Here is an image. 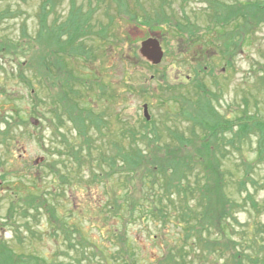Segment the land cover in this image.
<instances>
[{
    "label": "rangeland",
    "instance_id": "374dc122",
    "mask_svg": "<svg viewBox=\"0 0 264 264\" xmlns=\"http://www.w3.org/2000/svg\"><path fill=\"white\" fill-rule=\"evenodd\" d=\"M45 1L0 0V130L8 128L9 142V150L0 144L4 162L0 165V240L11 244L21 260L9 264H173L166 262V256L169 251L178 255L181 248L185 264H212V256H207L209 253L200 243L189 239L183 244L184 228L192 227L193 232H199L203 241H207L214 232L222 230L225 222H231L228 232L233 241L240 238L242 230L251 232L249 236H257V230H263L259 235L264 239V162L260 149L264 128L257 130L253 126L252 135L244 136L240 147L236 145L241 150L219 151L228 184L225 192L229 200L224 203L232 202L220 226L202 227L201 218L182 223L179 210L168 205L164 209L167 221L162 223L150 214V198L143 193L151 188V182H142L141 171L129 174L119 168L118 172L110 173L106 164L98 160L93 162L99 167L89 164L76 167L73 157L80 151L66 142L67 139L79 142L72 123L68 121L60 129L61 134L52 130L49 120L50 96L60 98L63 86L59 84L67 75L63 72L58 75L56 68L51 67L57 77L56 86H52L46 72L49 56L55 50V56L66 61L67 67H73L75 75L87 79L99 75L110 91L113 88L112 97H104L98 104L88 96L79 100L85 110L96 107L104 111L102 140L97 139L98 133L94 134V147L102 146L103 141L107 145L123 142L125 147L132 144L134 148L150 151L160 145L169 147L176 156L189 157L194 148L179 145L175 135L193 133L200 139L203 131L199 126L190 132V123L174 115L180 111L179 102L195 97L198 80L212 92L208 97L215 111L206 108L205 114L233 123L234 130L244 117L251 124L264 123V14L258 5L249 10L245 6L248 0H227L245 8L248 17L247 23L241 20L226 27L235 31L236 41V46H231L229 37L230 49H226L223 38L217 37L219 27L215 33L206 32L203 10L208 11L206 7L212 0H124L122 8L120 0H54L47 7ZM252 1L264 4V0ZM77 8L79 15L84 16L81 19L90 16L91 28L84 36L94 37V44L101 40L97 36L101 24L106 31L110 28L117 39L112 36V44L100 42L99 49L93 46L91 51L80 52L81 56L70 54L67 48L51 49L52 43L42 39L51 28L59 31L61 27L64 36L70 12ZM41 10L47 16L45 26L40 25ZM135 11L141 15L133 17ZM145 16L150 23L141 20ZM189 21L191 31L180 29ZM236 25L238 29L234 28ZM41 27L45 30L39 34ZM146 38H154L161 48L162 57L156 64L139 52ZM90 41L86 40L84 49L90 48ZM231 49L234 52L230 55ZM31 63L33 71H24L30 76L25 79L19 72ZM145 105L148 118L144 114ZM125 129L135 130L134 139L126 138ZM225 136L230 137V133ZM223 143L226 142L219 143L221 148ZM81 153L87 150L82 149ZM103 169L109 175L103 172L91 177L92 171ZM197 172L195 166L190 171L193 176ZM128 192L133 206L112 208L114 193L125 196ZM31 195L38 196L34 198L39 203L34 202L24 212ZM37 204L40 206L35 209ZM116 211L128 218L120 221ZM57 218L60 222L51 220ZM79 233L86 238L82 254L75 246ZM70 237L73 245L67 250ZM212 239L216 238H210V243H214ZM236 251L247 256L264 254L254 245L243 248L237 245L229 253ZM198 253L207 258L197 259ZM214 258L223 262V258ZM230 258L224 263L232 264Z\"/></svg>",
    "mask_w": 264,
    "mask_h": 264
},
{
    "label": "trees",
    "instance_id": "16d2710c",
    "mask_svg": "<svg viewBox=\"0 0 264 264\" xmlns=\"http://www.w3.org/2000/svg\"><path fill=\"white\" fill-rule=\"evenodd\" d=\"M53 1L54 0H46L45 6H49ZM124 2V0H120L121 8L122 3ZM233 2H228L227 0H212L206 7L208 11L204 9L203 11L205 15L202 14L207 21V33H215L216 27L221 29V32L217 34V37L223 38L222 43L226 49H230L228 47V41H230L231 46H236V41L233 37V32L235 31L232 32V29L226 30V27L229 25L233 26L237 21H246L248 17V15L246 16L245 14L247 13V10L241 7V5L237 7V3H235V1ZM129 4L130 2L127 5L129 6ZM245 6L248 7L249 10L257 6L264 14V4L259 5L257 1L248 0L245 3ZM43 12L44 11L41 10V13L38 15L41 26H45L47 21V16L46 14L44 15ZM133 14V17L141 15L136 11L133 12ZM80 17L84 16L79 15V9H73L70 12L69 23L67 25L66 33H64L65 35L62 36L63 33H60L61 27L59 28V31L51 28L42 41L45 40L46 42H51V49L63 50L64 48H67L70 54H79V56H81V53H86V51H91L94 48L99 49L100 42L112 44L111 42L115 34L111 32L110 28L106 31L102 24L100 33L97 35L100 36V42H95L94 44V37L84 36L86 30L91 28V24L89 22L90 16L85 20ZM141 20L143 22L146 21L147 23H150L148 22L149 20L146 16ZM190 27L191 21L184 26H181L180 29L186 28L188 31H191ZM234 28L238 29V25ZM42 29L45 30V28L41 27L39 34L42 32ZM229 37L230 39L227 41ZM114 38L117 39V36ZM87 39L92 40L89 42L90 48L84 49V44ZM93 46L95 47L93 48ZM55 52L56 51L54 50L51 53V56H49L50 62L48 63L50 64H47L48 67H46V72L52 79V86H56L57 77L52 73L51 67L56 68L58 75L60 72L66 74L67 79L59 84V86H63L60 90V98L56 100L54 98V94L50 96L49 104L51 110L49 113L52 117L49 120L51 125H53L52 130L58 131L61 134H63V132L60 129L65 128L68 121L72 123L71 127L75 129V135L78 137L79 142L76 139L77 144L73 143L69 139H67L66 142L74 148L73 150L80 152L82 149L83 151L87 150V153L79 154L80 152H78L76 157L74 155L73 158H75L76 167L80 168L86 164L91 166L96 165L99 167L98 163L93 162L94 160H98L102 164H106V167L110 169V173L116 170L118 172L119 168L129 174L141 171L142 182L145 180L151 182V188H148V190L146 189V193L143 194L150 198L151 206H149V210L150 214L154 218L158 217L159 219L157 220L165 223L167 221L166 216H168V214L164 212V209L168 206H172L174 209L179 210L178 214H181L179 219L182 220V223H190L201 218L202 227H206L207 224L220 226V223L222 222L221 219L225 218L226 214L228 215V210L232 206V202L224 203V200H229L225 192L228 184L226 182L225 172L222 170L223 161L221 160L219 151L223 150V152H225L228 150L227 153H229L234 150H241L236 148V145L239 147L241 146L239 142L244 139L246 135L251 134L254 129L253 126H255L257 130H261L264 128V123L251 124L250 121L244 117L238 120V124L236 125L238 128L234 130L233 123H229V121L224 122L223 120H218L215 117H210L205 114L206 108L212 109L213 112L215 111L214 107L212 108L208 97V95L212 92L203 84L202 80H198L196 83L195 97L187 98L183 103L179 102L180 111L178 110V113L174 115L175 118H183L184 121L190 123L188 128L190 129V132L195 129V127L199 126V128L203 131L200 139H197L193 133L186 135L185 132H182L181 135H175L177 139L176 141L179 145H190V147L194 148V152L191 156H176L174 155L175 152L167 146L163 148L160 147V145H156L154 150L150 151L148 148L146 150H141L138 146L134 148L132 144L130 147H125L123 142L119 144L120 142L118 141H116L113 145H107L103 141L101 144L102 146L94 147V134L98 133L97 139L102 140L100 132L102 131V123H104V111H99L96 107L95 109L91 107L85 110L79 105V100H83L86 96H88L92 102L94 101L98 104L104 97H112L111 91L114 92V90L111 88L110 91L109 86L104 85L103 81L100 80L99 75L94 74L95 79H87V76L84 75H75L73 72L74 68L67 67L66 61L63 62V59H61L60 56H55ZM233 52L234 51L232 50L229 54L231 55ZM32 67V63L28 64L27 69L21 68L19 74L25 79L30 78L29 75L24 74V71H33ZM262 71L264 72V68ZM262 76L263 74H261L259 78ZM39 79L42 82L44 79L43 75L39 76ZM28 81L31 82L30 79ZM7 130L8 128L0 130V144H2L3 147H6V150H9ZM226 132L230 133V137L225 136ZM123 133L126 135V138L130 137L131 140L134 139L136 135L135 130L133 129H125ZM221 141L226 142L223 143L224 145L226 144V147L224 145L223 148L219 146ZM260 144V149L263 153L261 159L264 162V134H261ZM221 155L223 156L224 153H221ZM247 163L248 161L246 164ZM0 165H4L2 154H0ZM194 166L198 169V172L193 176L190 171ZM103 172L105 175H109V171H105V169H103V171L98 172L92 171L91 177L95 178ZM177 172L179 173L177 174ZM146 181L145 183H147ZM148 193L150 195H148ZM170 194L173 198H171ZM163 196H166L167 199L163 198ZM34 197L38 196L31 195V199L25 203V207L23 209L24 212L31 207L34 202L39 203V201ZM111 201L112 208L114 209L126 206L131 208L134 204L129 192L125 196H116V193H114ZM190 201H193V204H191ZM40 204H37L34 208L37 209ZM117 216H119L120 221H125L128 218L121 212H117ZM51 217L52 215L50 218ZM51 220L60 222L58 218ZM55 221L52 222L55 223ZM217 222H219V224H217ZM61 224L64 223L61 222ZM230 224L231 222H225L221 230L222 232H214L211 236H209L207 241H203L199 232H193L192 227H188L187 229L184 228L182 242L183 244H186L188 240L191 239L193 243H200L201 248L209 253L207 256H212V264H226L228 263L227 259L229 256H231L230 261L232 260V264H264V254L260 256H247L243 253V251L233 252L232 255L229 253V250H232L233 247H236L237 245L242 246V248L245 245H247V247L254 245L259 250L264 251V239H262L259 235L263 232V230H257V236H249L251 232L242 230L244 232L240 238L233 241L230 238L231 233L228 232ZM215 234H217V237H213ZM210 238H216L211 240L214 241V243L209 242ZM84 239L86 240V238L79 233V240L75 243V246L79 249L81 254L83 252L82 249ZM69 240L70 243L67 246V250L71 249L73 245L71 237ZM18 241L20 240L18 239ZM225 241L230 242L231 245H227ZM179 251L181 253L178 255L176 252L174 253L173 251H169L166 256V262L170 263L171 261L173 264H185V254L182 255L184 253L182 252V248L179 249ZM207 256H199V253L196 255L197 259L200 260L207 258ZM214 256L223 258V262L219 263L218 258H214ZM19 257L20 255H16L13 251L11 244L5 240H0V264H9L13 262L21 263ZM100 259L101 258H99V261ZM215 259H217V261ZM191 261L193 262L192 259ZM99 263L100 262H98V264ZM65 264H70V262ZM107 264L110 263L108 262Z\"/></svg>",
    "mask_w": 264,
    "mask_h": 264
},
{
    "label": "water",
    "instance_id": "95a60500",
    "mask_svg": "<svg viewBox=\"0 0 264 264\" xmlns=\"http://www.w3.org/2000/svg\"><path fill=\"white\" fill-rule=\"evenodd\" d=\"M139 50L140 54L143 55L147 60H149L153 64H156L161 60L162 51L158 41L154 38H146V40H143ZM146 111L147 106L145 105L144 114L148 118Z\"/></svg>",
    "mask_w": 264,
    "mask_h": 264
}]
</instances>
